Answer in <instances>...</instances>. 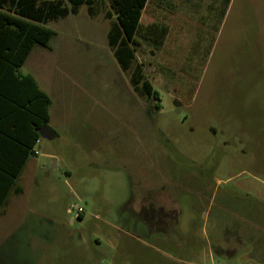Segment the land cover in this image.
I'll use <instances>...</instances> for the list:
<instances>
[{"label":"rangeland","instance_id":"374dc122","mask_svg":"<svg viewBox=\"0 0 264 264\" xmlns=\"http://www.w3.org/2000/svg\"><path fill=\"white\" fill-rule=\"evenodd\" d=\"M142 22L168 27L136 46L159 110L121 70L102 13L45 24L50 48L22 71L51 96L56 136L38 142L11 211L53 216L101 264H264V0H151ZM156 184L161 246L141 219Z\"/></svg>","mask_w":264,"mask_h":264},{"label":"trees","instance_id":"16d2710c","mask_svg":"<svg viewBox=\"0 0 264 264\" xmlns=\"http://www.w3.org/2000/svg\"><path fill=\"white\" fill-rule=\"evenodd\" d=\"M150 1L0 0V208L12 190L22 191L17 179L37 155L39 129L51 121V96L31 73L21 70L36 45L50 48L56 31L48 22L78 13L82 5L91 17L102 13L109 20V47L133 90L156 99L155 108H161L160 94L136 56L140 39L160 46L168 34L165 24L142 22Z\"/></svg>","mask_w":264,"mask_h":264},{"label":"crops","instance_id":"0c3cea01","mask_svg":"<svg viewBox=\"0 0 264 264\" xmlns=\"http://www.w3.org/2000/svg\"><path fill=\"white\" fill-rule=\"evenodd\" d=\"M18 179L16 185L22 191L17 193L12 190L0 208V264H101L96 250L87 248L84 242L76 241L73 230L56 229L57 223L53 221V216L46 213H26L20 210L14 213L11 211L13 195L16 196L23 192ZM164 187L159 184L151 188L143 186L142 193V202L145 204L142 206L141 219L147 231L144 236L151 240L155 238L154 234H158L156 239L160 246V241L164 238H160V233L153 232L151 224L154 225L155 219H160V213L162 215L164 213V206L158 203L157 206L154 205L158 199L164 198L166 191ZM14 208L18 210V201H14ZM37 219L42 221L38 222ZM71 221L73 222V219ZM159 224H161L160 221ZM161 231L164 233V227Z\"/></svg>","mask_w":264,"mask_h":264},{"label":"water","instance_id":"95a60500","mask_svg":"<svg viewBox=\"0 0 264 264\" xmlns=\"http://www.w3.org/2000/svg\"><path fill=\"white\" fill-rule=\"evenodd\" d=\"M39 132L43 138L47 139H53L56 136L55 130L49 124L43 125Z\"/></svg>","mask_w":264,"mask_h":264},{"label":"built area","instance_id":"2783aa9c","mask_svg":"<svg viewBox=\"0 0 264 264\" xmlns=\"http://www.w3.org/2000/svg\"><path fill=\"white\" fill-rule=\"evenodd\" d=\"M74 210H75L77 216L84 212V209L81 206H78V205L74 206Z\"/></svg>","mask_w":264,"mask_h":264},{"label":"flooded vegetation","instance_id":"af4514ba","mask_svg":"<svg viewBox=\"0 0 264 264\" xmlns=\"http://www.w3.org/2000/svg\"><path fill=\"white\" fill-rule=\"evenodd\" d=\"M145 96H146V95H145ZM146 97L149 98L148 96H146ZM146 108H147V111L150 112V108L147 107V106H146Z\"/></svg>","mask_w":264,"mask_h":264}]
</instances>
